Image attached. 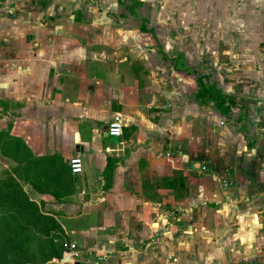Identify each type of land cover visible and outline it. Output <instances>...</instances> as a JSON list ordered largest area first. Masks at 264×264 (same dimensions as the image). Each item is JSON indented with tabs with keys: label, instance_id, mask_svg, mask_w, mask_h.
<instances>
[{
	"label": "crops",
	"instance_id": "crops-1",
	"mask_svg": "<svg viewBox=\"0 0 264 264\" xmlns=\"http://www.w3.org/2000/svg\"><path fill=\"white\" fill-rule=\"evenodd\" d=\"M96 25L41 57L24 56L18 44L7 66L0 65V118H13L11 137L35 159L52 154L68 164L79 155L85 161L59 201L31 190L43 212L54 207L44 213L57 220L64 241L77 242L74 261L66 264H91L90 258L75 262L78 251L96 257L103 239L128 245L141 236L143 262L114 264H229L244 254L264 261V94L258 95L264 83L258 72L241 65L228 84L206 74L234 102L226 118L196 96L195 73L178 75L174 64L173 73H165L148 60L140 26ZM180 54L166 58L175 63ZM116 113L125 125L108 143L106 125Z\"/></svg>",
	"mask_w": 264,
	"mask_h": 264
},
{
	"label": "rangeland",
	"instance_id": "rangeland-1",
	"mask_svg": "<svg viewBox=\"0 0 264 264\" xmlns=\"http://www.w3.org/2000/svg\"><path fill=\"white\" fill-rule=\"evenodd\" d=\"M141 1L142 5L134 15L128 8L132 5L131 0H124V4L119 0H0V65L10 62L7 57H10L13 49L17 50L18 44L21 51L27 52L24 56L36 57V54L48 51L46 49L49 47L56 51L60 45L65 46L66 43L61 39L68 42L77 36L80 40L85 32L93 31L94 22L100 28L111 24L125 30H137L139 26L145 25L148 30H153L140 35L146 44L143 45L147 54L145 56L150 61L155 60L153 65L157 64L165 73H173L174 61L173 58L164 57L161 52H180L185 60L179 64L183 71L178 75H184L185 71L192 69L212 79L223 78L228 84L229 79L235 80L237 68L244 65L248 73L251 68L258 72L259 82L264 83V57L260 58L264 54V0ZM78 6L82 8L81 11H78ZM100 31L96 29L93 33L99 34ZM44 44L47 48L43 47ZM155 54H158L159 60L154 57ZM157 60L158 63H155ZM154 69L158 77L163 75L161 70ZM230 86L232 89L233 86ZM263 94L264 86L259 89L258 95ZM258 101L263 102L260 98ZM12 122L13 118H0L1 141L10 139ZM117 139L116 136H110L105 141L113 143ZM10 167V161L0 153V173ZM78 181L79 177V184ZM25 189L33 198L30 186L26 185ZM49 209L51 211L54 207L49 206ZM145 240L141 236L124 245V240L119 239L111 244L103 239L105 247L99 255L90 256L89 251L81 248L75 262L80 260L88 263L87 258H90L91 264L97 258H100L97 264H114L115 260L123 262L133 259L143 262L142 246ZM73 242L77 246V242ZM130 246L134 248L128 250ZM69 253L68 248L58 245L57 249L49 253V260L43 263L66 264Z\"/></svg>",
	"mask_w": 264,
	"mask_h": 264
},
{
	"label": "trees",
	"instance_id": "trees-1",
	"mask_svg": "<svg viewBox=\"0 0 264 264\" xmlns=\"http://www.w3.org/2000/svg\"><path fill=\"white\" fill-rule=\"evenodd\" d=\"M133 1L129 10L137 14L142 5L141 0ZM124 4V0H119ZM143 32H153L145 25L140 26ZM166 57L164 51L161 52ZM180 54L174 63L176 70H181ZM197 97H203L214 103L222 116L229 118L234 105L233 100L222 91L218 81H211L207 75L198 74ZM1 138V136H0ZM7 139V138H6ZM249 148L253 143L247 141ZM0 149L10 160V168L0 173V264H43L48 261L49 253L59 245L64 248V236L54 216L42 211L25 190V186L36 193L45 191L59 201L72 190V174L69 165L58 155L36 157L23 147L18 139L10 137L0 140ZM50 173V176L49 174Z\"/></svg>",
	"mask_w": 264,
	"mask_h": 264
},
{
	"label": "built area",
	"instance_id": "built-area-1",
	"mask_svg": "<svg viewBox=\"0 0 264 264\" xmlns=\"http://www.w3.org/2000/svg\"><path fill=\"white\" fill-rule=\"evenodd\" d=\"M125 125V120L120 113L113 115L109 123L106 125V133L110 136L120 135L122 133L123 127ZM68 165L72 175H79L83 171V161L79 155H74L69 158ZM231 182L225 181L224 186L230 184ZM64 248H68L70 253L68 254L66 261H74L75 250L77 248L76 243L73 241L63 243ZM229 264H264V261L259 260L255 255L244 254L239 260L229 263Z\"/></svg>",
	"mask_w": 264,
	"mask_h": 264
}]
</instances>
